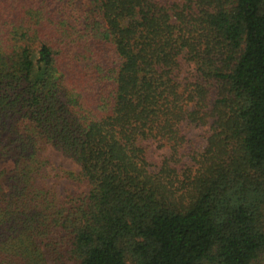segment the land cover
<instances>
[{
    "label": "trees",
    "instance_id": "obj_1",
    "mask_svg": "<svg viewBox=\"0 0 264 264\" xmlns=\"http://www.w3.org/2000/svg\"><path fill=\"white\" fill-rule=\"evenodd\" d=\"M0 159V264H264V0H0Z\"/></svg>",
    "mask_w": 264,
    "mask_h": 264
},
{
    "label": "rangeland",
    "instance_id": "obj_2",
    "mask_svg": "<svg viewBox=\"0 0 264 264\" xmlns=\"http://www.w3.org/2000/svg\"><path fill=\"white\" fill-rule=\"evenodd\" d=\"M195 136V140H196V144L197 146L199 145V141H198V134L199 132H194L193 133ZM194 141V139H193ZM49 155H51L52 159L57 163V165L62 166L63 168L67 169V170H71V171H77L79 170V166L78 164H76L71 158H69L68 156L64 155L61 151L54 149V148H49L48 150ZM12 165L10 160H4V159H0V170L3 168H10ZM58 187L60 190L65 191V190H74L75 186L74 184L67 180V179H63V180H56Z\"/></svg>",
    "mask_w": 264,
    "mask_h": 264
}]
</instances>
